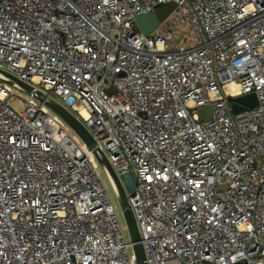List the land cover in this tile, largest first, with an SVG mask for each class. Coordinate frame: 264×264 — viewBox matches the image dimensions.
I'll return each instance as SVG.
<instances>
[{"label":"built area","instance_id":"2783aa9c","mask_svg":"<svg viewBox=\"0 0 264 264\" xmlns=\"http://www.w3.org/2000/svg\"><path fill=\"white\" fill-rule=\"evenodd\" d=\"M100 158L146 264H264V0H0V264H139Z\"/></svg>","mask_w":264,"mask_h":264},{"label":"water","instance_id":"95a60500","mask_svg":"<svg viewBox=\"0 0 264 264\" xmlns=\"http://www.w3.org/2000/svg\"><path fill=\"white\" fill-rule=\"evenodd\" d=\"M177 9V4L171 2L168 5L156 10L149 12H137L135 14V21L141 30L146 35L152 34L157 31L175 12ZM15 82L23 86L28 92L34 93V88L23 81H20L16 78H13ZM113 90L109 89L108 93L112 94ZM40 100H43L39 97ZM233 111L235 115L244 113L245 111L255 108L258 105L257 96L255 94H248L241 97L233 99ZM50 108H52L59 116H61L64 121L79 135V137L84 141L87 147L90 150L94 149L95 139L84 126V124L68 109L63 107L60 104L47 102L46 103ZM199 113L202 121H208L213 117V110L211 106L202 107L199 109ZM94 154L97 155V152L94 151ZM100 163L106 165L112 175L114 176L119 192H120V201L121 207L128 224L129 232L131 235L132 242L134 243V250L136 253L137 261L139 264H146V254L144 246L141 243V236L138 229V225L135 219V216L129 206L128 198L126 191L120 181V179L115 175L108 161L100 158Z\"/></svg>","mask_w":264,"mask_h":264},{"label":"rangeland","instance_id":"374dc122","mask_svg":"<svg viewBox=\"0 0 264 264\" xmlns=\"http://www.w3.org/2000/svg\"><path fill=\"white\" fill-rule=\"evenodd\" d=\"M164 26L166 28L171 29L173 31V33L177 36L187 37V35L190 34L189 33V27H188L187 23L184 21L183 17H181L180 14L173 15L166 23H164ZM13 106L18 111L22 110V108H23L21 101H15L13 103ZM101 175H102V180H103L104 184L108 188V191H109L111 198L113 199L115 205L118 207L120 218L124 220L123 210L121 207V201L117 197L116 193L114 192V189L110 183V180L102 168H101ZM124 184L126 185V189L129 191L131 187L129 185H127V182H124Z\"/></svg>","mask_w":264,"mask_h":264},{"label":"bare ground","instance_id":"6f19581e","mask_svg":"<svg viewBox=\"0 0 264 264\" xmlns=\"http://www.w3.org/2000/svg\"><path fill=\"white\" fill-rule=\"evenodd\" d=\"M230 89H231V86H228L227 90L230 91ZM84 113H86V111H84Z\"/></svg>","mask_w":264,"mask_h":264}]
</instances>
